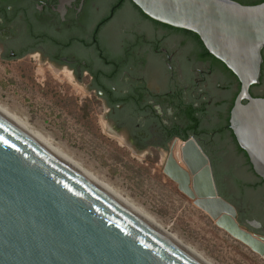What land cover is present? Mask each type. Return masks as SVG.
<instances>
[{
    "label": "water",
    "instance_id": "water-1",
    "mask_svg": "<svg viewBox=\"0 0 264 264\" xmlns=\"http://www.w3.org/2000/svg\"><path fill=\"white\" fill-rule=\"evenodd\" d=\"M132 1L153 20L196 33L238 77L241 90L230 127L254 173L264 180V97L249 92L262 75L264 2ZM228 155L241 179H255L233 146ZM181 156L186 168L172 154L165 174L228 237L264 259V238L240 225L236 207L217 188L202 147L190 139ZM0 264L201 263L0 115Z\"/></svg>",
    "mask_w": 264,
    "mask_h": 264
},
{
    "label": "flooded vegetation",
    "instance_id": "flooded-vegetation-1",
    "mask_svg": "<svg viewBox=\"0 0 264 264\" xmlns=\"http://www.w3.org/2000/svg\"><path fill=\"white\" fill-rule=\"evenodd\" d=\"M140 10L132 0H0V61L68 72L98 100L109 129L164 169L172 154L186 168L177 144L181 151L195 140L240 225L264 238V180L254 171V180L241 179L228 155L232 146L242 154L230 127L238 77L196 33ZM262 55L260 82L249 90L256 98L264 97Z\"/></svg>",
    "mask_w": 264,
    "mask_h": 264
},
{
    "label": "rangeland",
    "instance_id": "rangeland-1",
    "mask_svg": "<svg viewBox=\"0 0 264 264\" xmlns=\"http://www.w3.org/2000/svg\"><path fill=\"white\" fill-rule=\"evenodd\" d=\"M20 68L0 61L2 107L24 119L211 263L264 264L258 253L228 237L179 189L164 173L162 159L153 162L148 153L127 146L124 135L111 131L98 100L73 82L68 72ZM180 145L175 152L179 160Z\"/></svg>",
    "mask_w": 264,
    "mask_h": 264
},
{
    "label": "bare ground",
    "instance_id": "bare-ground-1",
    "mask_svg": "<svg viewBox=\"0 0 264 264\" xmlns=\"http://www.w3.org/2000/svg\"><path fill=\"white\" fill-rule=\"evenodd\" d=\"M0 115L4 117L5 119H7L8 121H10L13 125L19 128L21 131L26 133L28 136H30L33 140L39 143L42 147L48 150L51 154L56 156L66 165H68L73 170H75L77 173H79L81 176H83L85 179H87L90 183H92L98 189H100L101 191L106 193L108 196L113 198L115 201L120 203L128 211L136 215L139 219H141L146 224H148L153 229H155L157 232L162 234L169 241L176 244L179 248H181L188 255H190L195 260H197L199 263L213 264L209 260H207L204 256H202L200 253H198L194 248H192L191 246L181 241L176 235L167 231L152 216H150L149 214L144 212L141 208H139V206H136L132 201H129L128 199L123 198L120 194L116 192V190H114L108 184L98 179L94 174H92L91 172L83 168L77 161H75L69 155L64 153L61 149L56 147L50 139L45 137L40 132L35 131L24 119L11 113L9 110L2 107L1 105H0Z\"/></svg>",
    "mask_w": 264,
    "mask_h": 264
},
{
    "label": "trees",
    "instance_id": "trees-1",
    "mask_svg": "<svg viewBox=\"0 0 264 264\" xmlns=\"http://www.w3.org/2000/svg\"><path fill=\"white\" fill-rule=\"evenodd\" d=\"M235 1H238L239 3L244 4V5H255V4H259V3L264 2V0H235ZM140 11H141V10H140ZM141 12H142V11H141ZM142 13H143V12H142ZM145 15H146V14H145ZM238 149H239V151L245 156V158H246V163H247V165L250 167L251 171L253 172L252 165H251V163H250V160H249V158H248L246 152H245L243 149H241V147H240L239 145H238ZM216 176H217V175H216ZM221 194H222L223 196H225L227 199H229V197L226 196L223 192H221ZM229 200H230V199H229Z\"/></svg>",
    "mask_w": 264,
    "mask_h": 264
}]
</instances>
